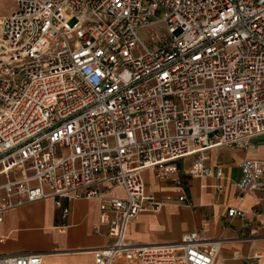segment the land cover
<instances>
[{
  "label": "built area",
  "instance_id": "built-area-1",
  "mask_svg": "<svg viewBox=\"0 0 264 264\" xmlns=\"http://www.w3.org/2000/svg\"><path fill=\"white\" fill-rule=\"evenodd\" d=\"M12 3L0 18V221L46 197L62 216L61 198L95 199L94 232L110 241L88 249L92 264H212L220 239L200 229L149 244L126 229L165 202L145 170L182 201L178 160L190 158L187 176L218 177L209 149L264 134V0ZM238 167V193L264 190V158ZM0 264L47 261L16 252Z\"/></svg>",
  "mask_w": 264,
  "mask_h": 264
},
{
  "label": "crops",
  "instance_id": "crops-1",
  "mask_svg": "<svg viewBox=\"0 0 264 264\" xmlns=\"http://www.w3.org/2000/svg\"><path fill=\"white\" fill-rule=\"evenodd\" d=\"M242 158H264V134L249 138L242 149L217 146L207 151L206 164L219 168V176L190 177L184 173L190 158L177 161L183 180L184 199L177 201L175 188L156 181L148 169L149 191L161 193L165 202L156 212L136 214L127 225L126 238L132 243L149 244L176 241L183 232L200 229L205 238L220 239L212 264H264V190L238 193V163ZM220 190L217 191V187ZM46 197L6 210L0 221V254L30 252L40 254L51 264H92L89 250L110 241L94 232L98 206L95 199H60L68 209L54 206ZM244 215L228 217L226 207ZM249 237V240L241 238ZM258 253V257H253Z\"/></svg>",
  "mask_w": 264,
  "mask_h": 264
},
{
  "label": "rangeland",
  "instance_id": "rangeland-1",
  "mask_svg": "<svg viewBox=\"0 0 264 264\" xmlns=\"http://www.w3.org/2000/svg\"><path fill=\"white\" fill-rule=\"evenodd\" d=\"M12 0H0V18L4 15H6L11 9H12ZM155 26H149L147 29H139L138 33L141 38L146 37V33L148 30H153ZM148 170H145L142 174L143 177H145V182L150 181V176L148 175ZM117 193H119V189L115 190Z\"/></svg>",
  "mask_w": 264,
  "mask_h": 264
},
{
  "label": "bare ground",
  "instance_id": "bare-ground-1",
  "mask_svg": "<svg viewBox=\"0 0 264 264\" xmlns=\"http://www.w3.org/2000/svg\"><path fill=\"white\" fill-rule=\"evenodd\" d=\"M47 264H51V263H47Z\"/></svg>",
  "mask_w": 264,
  "mask_h": 264
}]
</instances>
